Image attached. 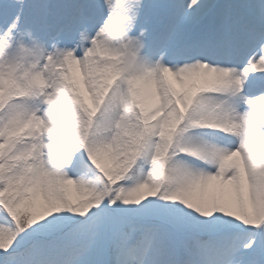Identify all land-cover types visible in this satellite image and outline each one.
I'll use <instances>...</instances> for the list:
<instances>
[{"label":"snow or ice","instance_id":"6c2138e0","mask_svg":"<svg viewBox=\"0 0 264 264\" xmlns=\"http://www.w3.org/2000/svg\"><path fill=\"white\" fill-rule=\"evenodd\" d=\"M0 264H264V0H0Z\"/></svg>","mask_w":264,"mask_h":264}]
</instances>
